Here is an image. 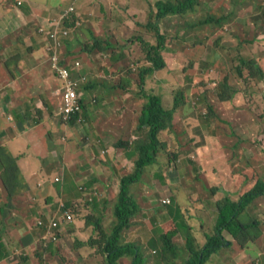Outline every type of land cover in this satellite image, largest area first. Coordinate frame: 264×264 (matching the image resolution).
<instances>
[{
	"label": "crops",
	"instance_id": "0c3cea01",
	"mask_svg": "<svg viewBox=\"0 0 264 264\" xmlns=\"http://www.w3.org/2000/svg\"><path fill=\"white\" fill-rule=\"evenodd\" d=\"M71 3L72 0H0V157L5 159V163L0 162V264H43L42 258L47 261V258L63 256L66 257V261L60 264L68 262L85 264V258L80 256L82 254L80 252L88 247L86 243H83L82 237L89 231L84 232V224L93 221L97 223L99 219V224L105 228L101 221L103 214L99 212V209L111 205L109 190L114 188L116 194L119 193L121 178L133 170L137 158L132 151L133 141L137 137L132 133L131 121L134 105L137 104L133 96L137 93H134L132 89H123L128 77H125L124 70L122 72L119 68L115 69L120 67L119 58L122 56V51L127 54V62L130 61V53L133 51V48L122 46L125 38L121 39L119 36L121 27L102 24L100 21L97 25L98 29H85L84 25L79 36L73 41L61 40L64 55L74 40L87 41V52L94 62L93 67L97 65V71H92L93 67L90 68L82 61L83 69L78 75L79 79L81 75H85L84 79L93 80L94 85L89 86L77 80L79 95L85 100V111L87 109L91 111L92 106L94 109L89 119L87 121L82 119L81 122L79 120L80 123H72L73 121L66 123L61 118L64 83L50 69L47 57L49 41L46 35L43 36L41 29L51 31L53 20L59 21L62 13ZM205 3L206 6L209 4L212 12L216 14L225 9V15H228L230 20L223 26H204V30L200 32L202 39L189 33L182 40L181 34L186 29L175 32L173 36L170 34L174 39L171 45L177 47V51L190 45V42H195L188 52L191 56L187 57L188 65L189 61H195V64L193 68L189 66L190 70L181 75L184 79L188 75L195 77L194 83L183 85L184 79L181 82L189 99L196 97L195 87L198 81H207L208 76H211L210 69L216 70V75L227 71L230 82L232 84L234 82L236 86L237 78L230 73L234 66L232 56L240 53L246 59L252 58L258 62L259 57L264 53V49L260 46L264 41V1L262 3L261 0H254V2L253 0H206ZM113 8L116 6L114 5ZM135 9L133 6L130 8L132 13ZM84 12L89 13V8ZM162 20L178 22L177 19ZM140 24H143L142 20ZM177 24V28L186 25L182 21ZM258 27L263 33L262 37L258 36ZM102 31H108V33H101ZM224 35L227 38L225 42L223 41L224 43L222 42V46L236 45L234 50L228 51L223 47L215 46ZM140 36L148 41L147 37ZM191 36H195V39L193 37L191 39ZM245 38L251 41L240 44V41ZM98 41L99 44H97ZM251 46H259L258 52L255 49L251 50ZM105 47L108 49L102 51ZM247 49H250V52ZM170 52L173 51H167L163 56H170ZM105 62H108V77H105L103 67L106 65ZM167 65L172 73L183 71L185 66L181 65L175 70L172 64ZM161 72L163 71L155 72L149 77L148 85L150 80L157 78ZM156 83L155 93L159 87L158 81ZM127 85L130 86L131 83L128 82ZM148 85L147 90H149ZM144 90L146 91V88ZM91 94L93 99H89ZM214 102L216 103L214 112L219 116L217 109L224 111L227 105L218 104L220 101L216 98ZM191 107L192 102L187 98L185 105L174 116V126L179 122L184 124L186 129L182 132L188 130L185 134L193 141L192 156L196 158L195 161L199 165L193 168L194 171H198V176L196 175V179L192 181V186L205 189L209 187L206 184L211 182L212 187L218 186L216 188L219 189L227 187L226 182L229 184V177H220L216 170L212 171L211 166L212 159L222 155L224 146L231 148L237 141L239 143L242 141L237 140L232 134L231 125L235 120L223 118L220 122L211 112L209 113L210 123L203 122L198 114L192 116ZM241 111L246 113L243 109ZM192 121L196 123L192 124ZM241 123L243 122H235L234 125L239 127L238 124ZM129 125H131L133 140L127 137L130 131ZM251 125L254 127L255 123ZM120 141L128 142L129 145L118 147L116 143ZM230 142L233 144L231 145ZM242 142L244 146L242 149L239 148V152L243 153L241 158L247 159V163L253 165L255 161L253 158L259 155L258 151L253 148L248 139ZM103 149H106V152ZM197 154L199 156L196 157ZM177 163H183L182 158L171 162L172 165ZM6 164H12L15 167V174H18L21 179L20 186L9 185L8 187L3 184L1 175H4L6 170L2 169L1 165ZM159 168L157 166L147 168L144 175L153 174L155 178V175L159 174ZM185 172L184 167H181L179 171L174 170L169 175V180H166V185L157 178L156 191L149 189L146 180L142 177L141 184H144V189L137 195L138 201L140 198L139 203L143 211L141 215L145 223H141L134 235L141 238L147 253L154 254L146 244L152 240L159 242L161 233L158 230L171 223L165 226L160 225L159 215L162 220H169L171 217L164 211L157 212L154 206L156 193H162V189H171L170 183L174 185L178 179L182 187L178 193H174L173 198L175 200L181 197L189 187L181 178ZM210 173H213V176L207 177ZM97 193L100 196H97ZM258 202L261 205V201L257 200L256 203ZM197 204L199 203H195ZM61 205L64 209L75 213L78 218L74 217L73 223L65 225L58 234V242H53L54 244L48 247L49 249L42 254V257L36 259L39 239L47 231L46 227H39L38 222L49 225ZM151 205L152 210H143ZM94 215H98V218L92 217ZM90 232L91 234L99 233L95 227L91 228ZM79 237L82 240L78 243L80 248L77 247L79 251L74 254L65 245L71 242L76 243ZM134 240H128L126 243L138 244ZM233 241H235L234 238L231 244L221 248L206 264H215V262L217 264H264V235L257 242L246 246H240ZM198 242L206 243L201 240ZM59 243L61 244L58 245ZM95 247L92 248L95 249ZM139 247L142 246L139 245ZM201 247L193 246L195 250ZM77 256L79 258L75 262ZM144 257L147 260L146 263L153 264L152 255H144ZM87 259L92 262L93 258L87 257ZM51 262L59 264L58 261L52 260L48 263L51 264Z\"/></svg>",
	"mask_w": 264,
	"mask_h": 264
},
{
	"label": "rangeland",
	"instance_id": "374dc122",
	"mask_svg": "<svg viewBox=\"0 0 264 264\" xmlns=\"http://www.w3.org/2000/svg\"><path fill=\"white\" fill-rule=\"evenodd\" d=\"M158 0H80L78 3V13H79V23L80 25L78 28L73 31L71 34V40L75 37L79 36L80 30L83 29L85 25V29L94 28L98 29V23L101 21V23H105L106 25H117L121 27V30H119V36L121 39L125 40L123 41L122 46H128L130 48H133V51L130 53V61L127 62V54L122 51V56L119 58V64L115 69H120L122 72L124 70L125 77H128L127 81L124 82L125 86L124 88L132 89L134 93H137L136 96H133L134 101H136L137 104L134 105V109L132 112V133H134V136H137L136 131L139 124V118L142 113V109L146 103V100L143 99L141 96V89H140V80H139V73L144 67L145 63L147 62L145 51L138 42L137 44H132V40L139 41L141 39L140 35H144V37H147V40L149 43H153V45H157L156 42V36L153 31H149L146 28V25L151 21L152 24H155L154 19H151V7L154 8V13H156V8L154 7L155 3ZM205 1L206 0H202ZM264 0H261L263 3ZM254 2V0H253ZM114 5L116 8H113ZM131 6L135 7V11L132 13L130 10ZM89 8V13H85L84 11ZM219 14H216L212 12V10L206 11L204 7L200 9V12L196 15L192 16V21L198 22L200 19L204 21V19L207 18V14L215 18L217 15L218 17H222L226 14L225 9L218 12ZM143 21V26L140 24V21ZM181 22V21H178ZM177 22V23H178ZM263 22V21H262ZM173 23L172 21H163L162 19L159 20L160 25V32L163 35H175V32H179L180 30L186 29L185 32L181 34L182 40L185 39L187 35H189V31L186 28V25L177 28L178 24ZM264 23V22H263ZM204 27V26H203ZM143 28V30H142ZM142 30V31H141ZM258 36L262 37L263 33L261 32L260 27L257 28ZM101 33L107 34L108 31H102ZM170 33V34H168ZM214 33V32H213ZM213 35V34H212ZM169 36L166 39L167 48L170 52V56H163L165 58V61L167 64L171 66L172 68L177 70L181 65H188V60L186 54L189 45H187L184 48H181L177 51V47L172 46L171 43H173V37ZM253 37V36H252ZM253 39H255L253 37ZM211 43V42H210ZM251 45V44H250ZM261 48L264 49V41L263 44L260 45ZM263 46V47H262ZM88 43L87 41H79L74 40L73 44L69 47V49H66V56L68 57H78L80 58L86 65H89L90 68L93 67L94 62L91 59V55L87 52ZM251 50H257L259 46H251ZM247 51L250 52V49H247ZM256 52V53H257ZM242 59H245L243 55H241ZM260 60H258L255 71L256 75H262V72H264V53L261 57H259ZM103 66L105 68L106 76L108 77V67L107 63ZM213 63V62H212ZM127 64V65H126ZM149 65V64H146ZM185 66L183 67V71H175L172 73L171 70H168L167 67L162 70L163 72L160 73V75L150 80V84H145L144 88H146V92H148L149 95H154L161 100H163L166 107L171 108L174 103L175 96L177 97L180 90H182V84L184 77L181 76L185 72ZM261 69V70H259ZM92 71H97V65L93 68H91ZM212 72L211 76H215L217 74L216 70L210 69ZM234 72V71H233ZM232 71L230 72L233 76L236 75ZM245 75L239 76L238 79V86L241 87H250L251 83L250 81H247L246 78L251 74L249 70L244 71ZM172 74V75H171ZM225 74L228 76L226 72L223 73V76ZM176 76V77H175ZM222 76V78H223ZM261 76V77H262ZM159 79V80H158ZM192 76H187L184 81L183 85H186L187 83H194ZM219 78L218 80H220ZM249 79V78H248ZM216 80V81H218ZM235 80L234 78L232 79ZM107 82L106 80H104ZM156 81H158L159 87L157 88L155 93V89L157 86ZM86 83H90L89 85H94L93 80L90 79L89 81H85ZM130 82L131 85H127V83ZM204 83V84H203ZM205 82H202L201 84H198L196 87V93L198 95L197 99H194V102L197 105H202L205 109V112H213L214 110H209L210 104L212 103L213 109H215L216 103L214 102L215 97L217 96L216 92L214 93V89L211 88V86H205ZM234 84V82H233ZM253 86L255 87L252 92L255 94L256 99L259 100V102L252 100L250 102L249 108L253 111L251 113L249 111V108L247 105L245 108L248 110L247 113H243L241 110L243 106H238L237 102L234 107V110H232L231 106H226L223 110H218L219 116L221 119H233L237 122H245L244 130L246 132L248 131V134H259L260 136L256 138V140H251V144L254 146L253 148L258 151V156L255 158L254 164L251 165L247 163V159L242 161L241 157H236L233 151V147L231 148H225L224 146L222 149V155L216 156L212 159V171L216 170L220 177L226 178L229 177V184L226 182V186L221 189L212 187V183L206 184L207 188L197 189L198 187L192 186V181L196 179V175L198 176V171H194L193 168L195 166H198L199 164L195 161L196 158L192 156V151L194 150L193 141H189V137L185 134L188 132L186 130L185 132H182L184 129H186V126L184 124H181L180 122L177 123L173 128L169 131L162 132L159 136V139L162 141V143L165 144L164 151L160 154L163 155L162 158H159L157 163L152 167H160L159 173L162 174V177H164V183L166 185L167 179L169 180V175L173 173V171H179L181 167H184L186 169V172L181 176L182 181L185 182L189 187L186 189V191L181 195V197H178L174 200L173 198V191L176 189L179 190L181 188V182L177 179L174 185L172 186V189H162V193H156V197L154 198V206L157 210V212L164 211L166 212L167 216H170L171 219L169 220H162L160 219L159 215V221L161 226H165L169 222L170 224L166 225L165 227H160L159 233V239L161 236V239L159 242L152 240L151 242L147 243V247L150 249V251L154 252L147 253L146 246L142 244V240L139 236L136 234L134 235L135 231L139 226H141V223H145L144 218H142V210L140 213L132 220L133 225L128 229L125 230L122 233V238L120 243H126L128 240H133L137 242L141 248V252L144 255L149 256L152 255L154 257L153 264H186L187 261L192 257L193 253V246H202L204 247L205 244H201L198 242V240L208 242L209 236L215 235L216 233V227L219 220V210H218V202L226 199L227 197L233 199L234 201H241L242 197L249 192L252 188L257 186L256 181L261 179V177L264 176V124L261 126H257L256 128H253L251 124L260 121L262 122L264 119V114L261 118V116L258 114L259 112L262 113L264 110V101L261 100V94L264 93V82L258 83L256 80L252 82ZM147 85L149 87V90H147ZM188 85V84H187ZM236 85V87H237ZM154 91V93H151ZM187 95V93H185ZM243 96L239 97V101L243 99ZM187 98H190L189 96ZM89 99H93V94L89 95ZM204 99H206V102L204 103ZM191 99H188V101ZM211 101V103H210ZM195 104V105H196ZM220 104V102L218 103ZM209 106V107H208ZM93 106L91 107V111H93ZM91 111H85L83 114L82 119L87 121L91 115ZM226 113V114H224ZM249 113V114H248ZM258 115V116H257ZM256 116V117H254ZM202 117H200L201 119ZM205 120V118H202L201 121ZM130 121V122H131ZM78 122V121H77ZM196 123L195 121H192V124ZM234 123L231 125V131L236 132V127H234ZM130 128V131H128L127 137L130 140L132 139L131 134V125L128 126ZM242 130L243 128L240 127ZM146 136V135H145ZM232 145L233 142H230ZM193 146V147H192ZM134 149V147H133ZM103 151H106V149H103ZM191 156V157H190ZM199 156L198 154L196 157ZM253 157V156H252ZM250 157V158H252ZM179 158H182L183 163H177V165H172L171 162L174 161V159L177 161ZM248 158V159H250ZM258 159V161H257ZM165 161V162H164ZM165 164V168H164ZM180 164V165H179ZM179 165V166H178ZM201 167V166H200ZM151 168V167H150ZM149 168V169H150ZM171 168V170H170ZM148 169V170H149ZM147 170V171H148ZM213 176V173H210L207 175V177ZM144 180H146V183L148 184L149 189L152 191H156L158 188L157 185V178H153V174L146 173L143 175ZM202 177V176H199ZM198 179V178H197ZM255 182H254V181ZM144 189V184L142 186V189L136 190V193L138 195L140 192ZM174 189V190H173ZM176 190V191H177ZM118 194V193H117ZM116 192L113 189L109 190V196L111 201V205H109L107 208H100L99 212L103 214L102 218V224L105 226V229L110 234V231L113 229L115 224V217H114V200L117 197ZM188 194L190 196L188 197ZM137 195V196H138ZM97 196H100L99 193H97ZM183 200V201H182ZM169 201V203H168ZM259 201H261V205L256 203V201L252 204L250 209L248 210L247 214L251 219L260 220L262 224H264V198H259ZM140 198L139 201H137L138 205H140ZM164 202H167L168 204H164ZM195 203H199L195 205ZM206 203V205H205ZM209 203V204H208ZM215 204V205H214ZM207 206V208H206ZM144 208V207H143ZM172 208L174 209H180L179 216H177V219L172 216ZM144 211L152 210V205L148 206L147 208L143 209ZM251 211V212H250ZM75 218H78V216L75 213H72ZM92 217L98 218V215H94ZM101 218V217H100ZM164 218V217H163ZM178 222L177 230L179 231L174 235L172 238V242L177 246L179 252L178 255L173 256V254H170V257L165 258V254L162 251L163 243H162V234H166V228L170 227L174 222ZM84 232L89 231V233L84 234V237L82 239L84 240L83 243H86L88 247L84 249L82 254H80L81 257L85 258L84 262L85 264H106L105 262V256L101 254L99 249V241H102V235L101 233H94L91 234V228L97 227V223H87L84 224ZM158 229V227H157ZM264 229V228H263ZM192 237V241L188 242V236ZM225 240L231 244V241L233 240L234 236L230 234L229 231H225L223 233ZM106 236L103 239V242L105 243ZM198 239V240H197ZM235 239V238H234ZM82 241L79 237V240L76 243H67L65 247H69L70 251L76 254L79 249L78 243ZM234 242V241H233ZM59 243L58 245H60ZM69 244V245H68ZM228 244V245H229ZM37 255L36 259L41 258L42 254L48 250L50 245H46L43 238L38 243ZM95 247L92 248V247ZM180 246V248L178 247ZM227 246V245H226ZM225 247V246H224ZM80 248V247H79ZM73 256V255H71ZM87 257L93 258L92 262L87 259ZM79 257L75 258V262ZM169 258V259H168ZM131 257L129 258H121L119 259V262L121 264H132ZM145 262H142L143 264H149L146 263L147 260L145 257L143 258ZM50 260L52 261H58L59 264L63 261H66V257H54V258H47V261L45 258H42L43 264L48 263ZM149 261V259H148ZM261 262V260H260ZM73 263V262H72ZM49 264V263H48ZM51 264H55L51 262ZM67 264H70L69 262ZM151 264V263H150ZM215 264H217L215 262Z\"/></svg>",
	"mask_w": 264,
	"mask_h": 264
},
{
	"label": "trees",
	"instance_id": "16d2710c",
	"mask_svg": "<svg viewBox=\"0 0 264 264\" xmlns=\"http://www.w3.org/2000/svg\"><path fill=\"white\" fill-rule=\"evenodd\" d=\"M204 2L205 1L202 0H158L154 5L157 11L156 13H154V8L151 7V10H153L151 11V19H154L155 24H152L150 21L146 25V28L149 31H153L155 33L157 45L155 46L149 43L148 41L143 39V37H141L139 41L132 40V44H137L138 42H140L145 51L146 59L149 64L146 65V62L139 73V85L141 86V96L143 97V99L146 100V103L139 118V124L136 131L137 138L135 141H133L132 146V151L136 154L137 158L134 162L133 170H131V172L129 171V173L126 174L123 173L124 175L120 180L119 193L115 198V205L113 211L115 217L114 227L109 234L108 231L101 224H99V219L97 221V227H95L96 230H98V232L102 235V241H99V249L101 254L105 256L106 264H120L119 259L129 257L133 258L132 264H143L142 262H145L143 259V253L141 252V248L138 244L120 243L122 233L125 230H128L133 225L132 220L141 211V207L137 203L138 196L136 190L142 189L143 184H141V181L145 170L150 167L152 168V166H154L159 160V155L164 151L165 144L162 143V141L159 139V136L162 132L169 131L173 128L174 116L180 109H182L187 100V95L185 94L187 92L183 87L182 90L179 91L177 97L175 96L172 107L168 108L165 106L161 98L154 95H149L144 90L143 86H145L147 79L153 76L155 72L162 71L167 67V63L165 61V58L163 57V54L169 51L167 50L166 39L170 35L161 34L159 20L177 19L178 21H182L184 24H186V28L190 33L202 39V35L200 34V32L204 30L203 26H223L224 23L230 20V17L228 15H224L222 17L215 16V18H212L207 14V18L204 19V21L200 19L197 23H193L192 16L198 14L202 7H204L206 11L211 10L209 4H207L206 6V3L204 4ZM66 26L73 30L76 29L77 26L75 25V18L71 17L70 19H67ZM195 36H191V39L192 37L195 39ZM177 37L181 38L179 36ZM226 38V35H224L215 44V46L223 47L224 50L228 51L234 50V47L236 45L222 46V42ZM250 41V39L245 38L240 41V44L249 43ZM97 44H99V41ZM194 45L195 42H190V48L188 49L187 53L192 49V46ZM106 49H108V47H105L102 51H106ZM186 56L190 57L191 55L186 54ZM241 57L242 56L240 55V53L232 56V60L234 61L232 72L234 71L233 73H235L236 75V80L238 84L239 76L245 75L244 71L249 70L251 74L246 78V80L250 81V87H241L238 86L239 84L237 85V87L234 86V84L230 82L229 73L228 76L226 74L225 76H223V71L220 75H215L214 77L208 76L207 81L199 80L196 84V87L198 84L205 82V86L208 84V87L211 86V88L214 89V93L216 92L217 94L215 98L220 101V103L228 106L232 102L231 105L235 106L236 104L234 103L237 102V105L243 106L242 109L247 113L248 110L245 108L246 105L249 108L248 105H250V102L252 100L259 102V100L256 99L255 94L252 92V90L255 88L252 82H254L255 80L257 81L259 79L263 80L264 72L261 73L263 74V76L259 74L256 75L255 67L257 64V60H245ZM194 64L195 61H189V65L185 66V73L190 70L189 66H192L193 68ZM210 74H212L211 71ZM219 78L221 79L218 80ZM123 89L127 90V88L124 87ZM198 95L199 93L194 98L197 99ZM242 95H244L243 99L239 101V97ZM261 100L264 101V98ZM189 101L192 102V116L198 114L199 117L205 118V122L209 121V112H205V109L207 110V108H203L202 105H197L195 103L196 101L194 102L193 98ZM205 102L206 99H204V103ZM209 110H216L213 109L212 103L210 104ZM232 110H234V107H232ZM214 111L212 112L213 116H215V118L222 122L220 116H218ZM249 111L253 113L250 108ZM258 114L262 118L264 110L262 111V113L259 112ZM75 118L76 120H72V123L77 122L78 117L76 116ZM262 120V122L257 120L254 127L252 125L251 126L253 128L261 126L262 124H264V119ZM235 122L238 123L237 121ZM238 125L239 127H236L234 125V127H236V132L232 133L233 136L237 138V140L241 139L242 141H244L248 139L250 141L249 143L251 144V140L254 141L256 140V137L260 136L259 134L255 135L254 133L248 134L249 132H246V130H244L245 122ZM240 127H242L243 130ZM263 137L264 135L262 136V138ZM189 141H191L190 138ZM242 141L240 143L237 141V143L232 146L236 157H241V155H243V153L241 154L239 152V148L242 149V146H244V143ZM116 145L118 147H127V145L129 144L128 142L120 141L116 143ZM0 162L1 164L5 163V159L3 157H0ZM1 166L2 169L5 168L6 170L4 175H1L3 184L8 187L9 185L14 187H17L18 185L20 186L21 179L18 174H15V167L12 164H6ZM155 178L160 179L161 182L164 184V177H162V174H156ZM255 183H257V186L247 192L242 197L241 201L237 202L227 197L226 199H223L218 202L217 206L220 215L215 235L209 236V241L206 242L204 247H201L199 250H195L193 248V253H191L192 257L187 261L186 264H206V262L215 253H217L221 248L229 244V242L225 240V237L223 235L225 231H229L230 234H232L235 238V241L233 243L236 242L240 246H246L247 244L257 242L258 239H260V237L264 235V230L262 228L263 224L261 223V221L251 219L247 214L248 210L255 201L259 200V198H264V176L261 177V179H259ZM172 186L173 184L170 183L171 189ZM176 190L172 192L173 196L174 193L179 192V190ZM172 209V216L177 219V216H179L180 213V209ZM92 223H96V221H93ZM177 227L178 222L175 221L170 227L166 228V234H162V251L164 252V254L166 253L164 256L165 258L170 257V254H173V256L178 255L179 250L177 246L172 242V238L174 237V235L179 232L177 230ZM105 235L107 236L104 243L103 239ZM189 241H192V237L190 235L188 236V242ZM178 247L180 248V246Z\"/></svg>",
	"mask_w": 264,
	"mask_h": 264
},
{
	"label": "clouds",
	"instance_id": "9594fccd",
	"mask_svg": "<svg viewBox=\"0 0 264 264\" xmlns=\"http://www.w3.org/2000/svg\"><path fill=\"white\" fill-rule=\"evenodd\" d=\"M79 1L80 0H72V3H71V5L62 13V17L65 15V17L63 18V20H62V17H61V19L59 20V21H57V20H53V22L54 23H51V27H53V29L51 30V31H47V30H45V29H41V33H43V36L44 35H46L47 36V39H48V41H49V45H48V47H47V57H48V60H49V66H50V69H51V71L54 73V74H56L58 77H59V79H61L62 81H63V83H64V87H63V91H62V104H63V94H64V91H65V88H66V83H65V81L60 77V70H62V69H67V70H69V72H70V80L74 83H77V86H76V89H77V93H78V95H79V91H78V88H79V84H78V82H77V80L78 81H80V82H82V83H84V84H87V85H89L90 83H86L85 81H89L90 82V79H87V80H85L84 79V76L85 75H81V78L79 79L78 78V75H79V73H80V71L83 69V66H82V60L80 59V58H78V57H68V56H66V55H64L63 53H62V46H63V43H62V39H67V40H71V34L73 33V31H75L77 28H78V26L80 25V23H79V13H78V3H79ZM71 7H73L74 8V11L73 12H68V13H66L67 11H69V9L71 8ZM71 17H73V18H75V25L77 26V28L76 29H70V28H68L67 26H66V20L67 19H70ZM55 30H57L58 31V44L56 45L55 44V42H54V40L52 39V38H50V34L53 32V31H55ZM68 31L69 32V34L67 35V36H65V35H63V31ZM56 53V55H57V57H58V61L55 63L53 60H52V58H53V56H54V54ZM245 60H252V58H250V59H246L245 58ZM76 62H79L80 63V66H78V67H76ZM146 64H148V62L146 63ZM158 72V71H157ZM235 77V76H234ZM148 80V79H147ZM260 81H257L258 83H260L262 80L261 79H259ZM236 82H237V80H236ZM263 82H264V79H263ZM147 83V82H146ZM213 84H215V83H213ZM90 86V85H89ZM144 87V86H143ZM79 98H80V104H81V106H82V110L78 113V114H76V115H73L72 117H71V119L69 120V121H64L63 120V118H62V115H61V110H60V115H61V118H62V120L64 121V122H66V123H68V122H71L72 120H74L75 119V117L77 116L78 117V119H77V121H78V123H80L81 121H82V117H83V114H84V112H85V109H86V104H85V100L83 99V97H81L80 95H79ZM264 98V93H262L261 94V99H263ZM61 109H62V106H61ZM88 110V109H87ZM79 120H80V122H79ZM204 122H205V120H204ZM207 122H209L210 123V121H207ZM256 138H258V137H256ZM104 152H106V151H104ZM162 156L163 155H159V158H162ZM158 158V159H159ZM254 160H255V158H253ZM156 167V166H155ZM59 181V180H58ZM82 190H83V188H81ZM168 203H169V201H168ZM167 202H164V204H168ZM65 212H69V213H71V215L73 216V221L72 222H70V223H63L62 222V228L65 226V225H67V224H71V223H73L74 222V215L72 214V212H70L69 210H67V209H64V206H60V208L56 211V214H55V216L54 217H56V218H59L60 216H62ZM39 223V222H38ZM48 224L47 223H45V224H43V226H39V227H46V228H48ZM46 234V233H45ZM44 234V235H45ZM44 235H42L41 236V238L39 239V242L41 241V239L43 238V236ZM58 240H59V235H58ZM58 240L56 241V242H58ZM51 244H54L53 242H49L47 245H51Z\"/></svg>",
	"mask_w": 264,
	"mask_h": 264
},
{
	"label": "built area",
	"instance_id": "2783aa9c",
	"mask_svg": "<svg viewBox=\"0 0 264 264\" xmlns=\"http://www.w3.org/2000/svg\"><path fill=\"white\" fill-rule=\"evenodd\" d=\"M74 8L71 7L68 12H73ZM65 17V15L62 17ZM69 34L68 31H63V35L67 36ZM50 38H52L55 44H58V31L55 30L50 34ZM52 60L56 63L58 61V57L56 53L54 54ZM80 66L79 62H76V67ZM60 77L65 81L66 88L63 94V104L61 109V115L64 121H69L73 115L78 114L82 110V106L80 104V98L77 93V83H73L70 80V72L67 69L60 70ZM57 181L59 179H56ZM73 221V216L69 212H65L59 218L54 217L49 222V226L47 228L46 234L43 236V240L45 241L46 245L50 242H56L58 240V234L62 229V222L63 223H70ZM39 226H43V222L39 221Z\"/></svg>",
	"mask_w": 264,
	"mask_h": 264
}]
</instances>
